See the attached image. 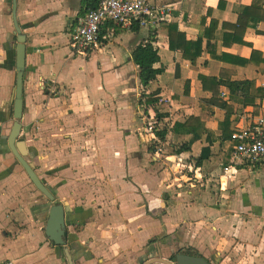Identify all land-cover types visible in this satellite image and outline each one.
Wrapping results in <instances>:
<instances>
[{"label": "crops", "instance_id": "obj_1", "mask_svg": "<svg viewBox=\"0 0 264 264\" xmlns=\"http://www.w3.org/2000/svg\"><path fill=\"white\" fill-rule=\"evenodd\" d=\"M153 2L163 11L162 22L137 31L106 25L102 47L83 58L71 53L70 39L95 0H17L27 39L19 139L27 143V161L64 208L68 244L63 246L46 233L53 203L34 186L8 145L15 122L18 34L13 0H0V263L68 264V249L74 264H141L147 255H159L154 252L160 246L162 251L200 250L211 264H264V196L238 184H245L242 170L264 178V165L227 172L230 163L225 166L219 142L201 161L210 137L180 152L189 136L169 130L157 137V125L151 131L147 125L156 120L159 130L171 128L195 115L220 136L218 122L226 113L216 106L213 112L201 108L200 102L212 95L202 89L199 75L217 77L222 68H231L234 79L262 88L264 63L232 65L204 53L192 66L159 34L154 47L162 74L146 89H161V102L169 104L159 121L154 109L138 107L139 67L132 58L151 31L174 23L195 40L204 19L207 27L218 21L222 31L224 23L237 22L235 7L253 0ZM244 39L250 45L222 50L246 59L257 50L264 58V22L251 24ZM41 79L55 81L53 94L40 89ZM221 91L228 93L223 86ZM255 103L256 108L232 103L235 127L242 113L262 111L264 98ZM160 145L162 160L156 152Z\"/></svg>", "mask_w": 264, "mask_h": 264}, {"label": "trees", "instance_id": "obj_2", "mask_svg": "<svg viewBox=\"0 0 264 264\" xmlns=\"http://www.w3.org/2000/svg\"><path fill=\"white\" fill-rule=\"evenodd\" d=\"M235 10L238 14L237 22L233 25L224 23L222 31H219L217 28L218 21H211L207 27L206 20L204 19L202 21L203 31L195 40L188 39L186 33L181 31L178 25L174 23L162 27L160 30L151 31L149 40L137 46L132 52L133 61L139 67V84L144 90L138 105L144 107L145 111L149 108L154 109L159 121L167 116L162 111L168 108L169 104L161 102V89L157 88L148 93L146 92V89L155 83L158 76L162 74V70L157 67L160 63V56L154 47L159 34L166 35L168 37L169 49L173 52H181L184 61L192 66L197 63V60L204 53H208L213 60L232 65L263 64L264 58L261 52L257 50H253L251 57L248 59L222 50V48H232L235 44L248 45L249 43L244 39L248 27L251 24L264 22L263 0H253L252 4L248 6H236ZM138 28L136 26L132 30L137 31L139 30ZM205 40L206 43L204 45ZM235 76L236 71L231 68H222L217 77L199 75L202 89L212 95L209 101L203 100L200 102L201 108L213 112V106H216L222 108L226 113L224 119L218 122V130L221 131L220 136H217L213 129L207 127L206 123L199 116L195 115L189 116L184 122H175L171 128L164 125V128L159 130V123H157L154 131L156 132V136H165L169 130L176 135L189 136V140L180 148V152L189 151L197 141L201 140L204 136H208L211 141L207 147L202 149L200 160L208 159L211 152L210 147L219 142L220 150L224 152L227 158L225 166H228L229 163L232 164L231 154L236 145V142L232 139L235 129V119H233L234 107L232 103L256 108V98H264V87H256L255 81L234 79ZM222 86L228 89L227 94L222 93ZM251 114L257 115L254 112ZM238 122L236 121V123ZM182 253L201 256L199 251L193 248H189Z\"/></svg>", "mask_w": 264, "mask_h": 264}, {"label": "built area", "instance_id": "obj_3", "mask_svg": "<svg viewBox=\"0 0 264 264\" xmlns=\"http://www.w3.org/2000/svg\"><path fill=\"white\" fill-rule=\"evenodd\" d=\"M154 0H95L94 7L78 19V27L71 36L69 48L73 55L88 57L103 45L101 36L103 27L131 30L136 26L146 28L157 26L164 20L163 11L154 5ZM55 81L41 79L39 87L48 94L56 89ZM141 96L139 99H141ZM232 139L236 145L231 154V161L226 171L236 167L241 169L255 168L264 165V105L257 115L239 116ZM157 124L148 125L153 130ZM0 264H14L2 262Z\"/></svg>", "mask_w": 264, "mask_h": 264}, {"label": "water", "instance_id": "obj_4", "mask_svg": "<svg viewBox=\"0 0 264 264\" xmlns=\"http://www.w3.org/2000/svg\"><path fill=\"white\" fill-rule=\"evenodd\" d=\"M17 0H13L12 7V17L15 26V30L18 34L17 37V46H16V67L18 69L17 76V87H16V97L13 105V116L14 124L11 130V133L8 138V145L12 154L16 157L19 163L24 168L28 177L34 184V186L46 197L48 200L53 203V206L50 211L46 233L50 239L54 240L57 245L66 246L68 244V239L65 237L64 231V208L60 205L59 201L52 194L49 188L42 182L35 171V166L33 163L27 161L26 157L29 154V149L27 143L24 140H20V132L22 129V115L24 110V101H23V73L26 65V54H27V39L22 34V30L19 24L17 16ZM68 264H74L72 256L66 251ZM144 264H211L202 256H194L185 253H177L176 256L171 257L170 259L160 257H154L148 260Z\"/></svg>", "mask_w": 264, "mask_h": 264}, {"label": "rangeland", "instance_id": "obj_5", "mask_svg": "<svg viewBox=\"0 0 264 264\" xmlns=\"http://www.w3.org/2000/svg\"><path fill=\"white\" fill-rule=\"evenodd\" d=\"M79 59H80V57H79ZM138 92V91H137ZM141 94H143V90L140 88V92H138V99H139V97L141 96ZM138 107H140V106H138ZM151 121H153V120H151ZM147 125H149V124H147ZM158 127H160V126H158ZM20 138H22L21 136H20ZM170 141L172 142V140L170 139ZM167 142L166 144L168 145V147L170 146V145H172L171 144V142ZM161 145L158 147V149H156V152H158L159 154V156L158 157H160V159H161V156H163L162 155V153H163V150H164V148L163 147H161ZM155 152V155L157 156V153ZM162 160V159H161ZM161 160H156L155 161V163H162L161 162ZM163 161H164V159H163ZM165 162V161H164ZM243 171V173H240L239 174V177L240 176H242V177H244L245 178V184H243L242 182H239L238 184L240 185V186H242L243 188V191L245 190V191H248V192H251V191H256V193H257V195L258 196H264V178H261L260 176H263L262 174H260V173H257V172H251V171H245V170H242ZM252 173V174H251ZM250 175H252L253 177L252 178H250ZM260 179V181H258ZM239 186H237V188H238ZM156 247V246H155ZM159 247V249H157V251L156 252H154V254L155 253H158L159 255H157V256H163V258H166V259H170L171 257H174L177 253H179L183 248L181 247V248H179V249H176V250H173V249H171V248H168V247H165V250L164 251H162L161 250V248H160V246H158ZM200 251V250H199ZM201 253V252H200ZM154 254H153V256H154ZM156 256V257H157ZM152 258V257H151ZM146 259L147 260H150V258H149V256L147 255V257H146ZM146 261V260H145ZM144 261V262H145ZM144 262H142L141 264H144ZM212 262H214V261H212ZM213 264V263H212ZM214 264H217L216 262H214Z\"/></svg>", "mask_w": 264, "mask_h": 264}, {"label": "flooded vegetation", "instance_id": "obj_6", "mask_svg": "<svg viewBox=\"0 0 264 264\" xmlns=\"http://www.w3.org/2000/svg\"><path fill=\"white\" fill-rule=\"evenodd\" d=\"M179 253H182V252H179ZM176 256V255H175ZM173 259H174V257H173Z\"/></svg>", "mask_w": 264, "mask_h": 264}]
</instances>
